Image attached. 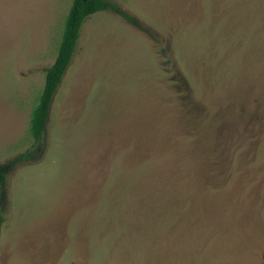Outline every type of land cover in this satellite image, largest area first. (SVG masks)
Returning <instances> with one entry per match:
<instances>
[{
    "label": "rangeland",
    "instance_id": "374dc122",
    "mask_svg": "<svg viewBox=\"0 0 264 264\" xmlns=\"http://www.w3.org/2000/svg\"><path fill=\"white\" fill-rule=\"evenodd\" d=\"M72 1L0 0V264H264V0H107L34 144Z\"/></svg>",
    "mask_w": 264,
    "mask_h": 264
},
{
    "label": "trees",
    "instance_id": "16d2710c",
    "mask_svg": "<svg viewBox=\"0 0 264 264\" xmlns=\"http://www.w3.org/2000/svg\"><path fill=\"white\" fill-rule=\"evenodd\" d=\"M101 11H110L119 14L128 22L133 21L130 16L120 12L117 7L107 0L72 1L66 18L62 41L54 62L44 71V87L32 114L30 133L34 144L39 142L44 135L52 100L57 93L66 70L72 62L83 23L90 15ZM28 157L30 155L26 156V158ZM4 178V175L0 173V183H3Z\"/></svg>",
    "mask_w": 264,
    "mask_h": 264
}]
</instances>
